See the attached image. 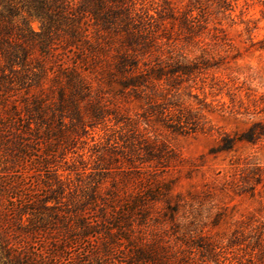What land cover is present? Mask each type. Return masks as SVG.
Wrapping results in <instances>:
<instances>
[{"label": "rangeland", "instance_id": "obj_1", "mask_svg": "<svg viewBox=\"0 0 264 264\" xmlns=\"http://www.w3.org/2000/svg\"><path fill=\"white\" fill-rule=\"evenodd\" d=\"M3 1L41 32L24 7L34 0ZM100 5L86 73L103 114L84 129L65 119L66 159L53 140V166L25 187L48 209L23 223L43 232L12 243L46 257L52 239L80 237L84 215L97 233L52 264H264V0Z\"/></svg>", "mask_w": 264, "mask_h": 264}, {"label": "trees", "instance_id": "obj_2", "mask_svg": "<svg viewBox=\"0 0 264 264\" xmlns=\"http://www.w3.org/2000/svg\"><path fill=\"white\" fill-rule=\"evenodd\" d=\"M102 1L28 2L24 6L27 13L41 21V32L35 34L27 24L20 26L15 21L18 13L13 3L0 0V229L5 233L2 249L8 264L57 263L62 247L97 233L95 225L83 215L79 217L80 237L67 235L59 242L52 239L46 257L35 251L23 253L26 246L19 251L11 241L14 237L29 245L33 237L43 232L23 223L28 214L48 209L46 205L34 208V203L25 201L28 195L25 187L35 173L53 166L56 151L53 140L62 147V158L66 159L67 142L75 138L62 130L65 119L84 129L87 117L96 120L103 114L91 77L86 73L87 60H94L90 45L93 40L99 44L101 38L93 36H97V31L90 29V15H99ZM31 35L38 40L33 41ZM60 44L64 47L62 51ZM37 45L40 54L32 56L30 48ZM73 48L81 52L79 57L71 55L75 53ZM52 123L58 126L56 131ZM100 188L97 181L93 198L98 197ZM19 193L23 198L14 199ZM13 221L18 229L12 228ZM145 255L139 250L133 258L144 262Z\"/></svg>", "mask_w": 264, "mask_h": 264}]
</instances>
